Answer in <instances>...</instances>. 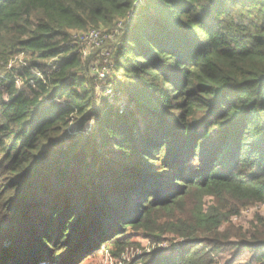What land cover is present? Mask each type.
<instances>
[{
	"label": "trees",
	"instance_id": "obj_1",
	"mask_svg": "<svg viewBox=\"0 0 264 264\" xmlns=\"http://www.w3.org/2000/svg\"><path fill=\"white\" fill-rule=\"evenodd\" d=\"M134 233L166 246L126 264H264V0H0V264Z\"/></svg>",
	"mask_w": 264,
	"mask_h": 264
},
{
	"label": "rangeland",
	"instance_id": "obj_2",
	"mask_svg": "<svg viewBox=\"0 0 264 264\" xmlns=\"http://www.w3.org/2000/svg\"><path fill=\"white\" fill-rule=\"evenodd\" d=\"M101 34L104 35V33H107L105 30L100 29ZM110 32V31H108ZM114 32V31H112ZM114 35V33H113ZM111 35L110 38L106 39L103 41L102 46H107L108 45V41L111 40L114 36ZM97 50H92L90 53V58H95L96 60L97 57ZM87 57V56H86ZM95 60V64L97 65ZM22 59L16 60L13 59V61L11 62H19L20 64H22ZM13 64V63H11ZM208 206V202L205 203ZM259 211L258 209H247L244 210L240 213V215L238 217H234L231 218L229 220V223H226L224 226V230L226 232V234H231L232 236V240H235L236 237H234V235L237 234H241L244 232V230L247 227V223L252 220L253 217V213ZM129 241L132 243L131 246L125 248L124 250V254L122 255V259L121 260H117L114 259L113 257H111L109 252L104 251L103 253H99L87 260H84L83 262H81L80 264H126L136 258H139L141 256V254L143 252L148 253L150 250H152L154 247H164L166 246L165 243H162L161 245H152L150 244L144 237V235H142V233H134L133 235L131 234L129 237Z\"/></svg>",
	"mask_w": 264,
	"mask_h": 264
},
{
	"label": "built area",
	"instance_id": "obj_3",
	"mask_svg": "<svg viewBox=\"0 0 264 264\" xmlns=\"http://www.w3.org/2000/svg\"><path fill=\"white\" fill-rule=\"evenodd\" d=\"M110 34H104L102 35L100 31L95 29H89L84 33H79L77 36H75L76 41L80 43L81 45V53L83 58L86 57L91 49H97L100 48L101 44L104 40L110 38ZM110 56V51L106 49H101L99 52V57L102 59V64L97 62V65L95 64L91 68V73L94 74V76H97V80L104 81L109 67L112 65L108 62ZM99 66H101V69H99ZM108 67V68H107ZM97 90H100L98 87H96ZM102 89L105 90V95H108L111 92V84H108L105 82L103 84Z\"/></svg>",
	"mask_w": 264,
	"mask_h": 264
}]
</instances>
